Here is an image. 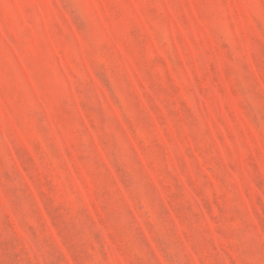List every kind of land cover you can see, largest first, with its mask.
Masks as SVG:
<instances>
[{
  "label": "rangeland",
  "instance_id": "1",
  "mask_svg": "<svg viewBox=\"0 0 264 264\" xmlns=\"http://www.w3.org/2000/svg\"><path fill=\"white\" fill-rule=\"evenodd\" d=\"M0 264H264V0H0Z\"/></svg>",
  "mask_w": 264,
  "mask_h": 264
}]
</instances>
